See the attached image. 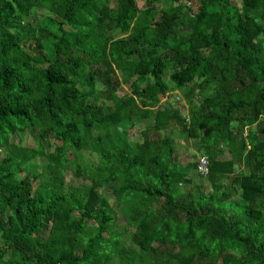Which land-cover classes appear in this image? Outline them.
I'll list each match as a JSON object with an SVG mask.
<instances>
[{"label": "trees", "instance_id": "16d2710c", "mask_svg": "<svg viewBox=\"0 0 264 264\" xmlns=\"http://www.w3.org/2000/svg\"><path fill=\"white\" fill-rule=\"evenodd\" d=\"M262 137L264 0H0V264H264Z\"/></svg>", "mask_w": 264, "mask_h": 264}, {"label": "rangeland", "instance_id": "374dc122", "mask_svg": "<svg viewBox=\"0 0 264 264\" xmlns=\"http://www.w3.org/2000/svg\"><path fill=\"white\" fill-rule=\"evenodd\" d=\"M40 14H43V11L42 12H39V15ZM118 36H121V34L118 32L117 33ZM105 68H101V74L104 76L105 75ZM131 92V89L129 88L128 84H124V88L121 89L120 91V95H127ZM181 95L177 96L178 93L174 92V93H170L168 98H165L162 102V106H169V107H172L174 109H180L182 110L183 112L186 113L187 116H189V111L188 109H186L185 107L187 106V103L185 101V99H183L182 97L185 96V90L181 91ZM176 94V96H175ZM180 98V99H178ZM172 104V105H171ZM154 122V119L152 120H148L146 122L147 125H151L153 124ZM179 128H177L176 132L178 131ZM175 132V130H174ZM164 134L166 133H169L168 131L164 130L163 131ZM137 137H140L139 135H136ZM174 138L176 140H178L176 142V146H177V151L178 153L180 154L181 156V160H184V159H189L187 158L188 155H187V149H191L193 150V152H195V158H197L199 156V154L201 153L199 148H198V142H196L195 140L191 139V138H185L184 136H180L178 133H174ZM25 138V142L23 141L22 144L26 145V144H30L32 145V140H30L29 138V135L24 137ZM264 139V137H262ZM20 139V136L19 134H16L15 136H13L12 140L14 142H18ZM181 140V141H179ZM197 156V157H196ZM71 157L73 158L74 157V154L71 153ZM190 157V156H189ZM192 158V157H191ZM193 158V159H195ZM90 161L94 162V164H96L98 162V158L96 156H93L92 158H90ZM195 179L197 180L198 178L195 177ZM67 182L70 183V184H75L77 186H85L86 185V181L84 179H78L76 177H74V175L70 172L68 175H67ZM110 192L108 191V194ZM118 220L119 222H124V218H121L120 219V216H118Z\"/></svg>", "mask_w": 264, "mask_h": 264}, {"label": "built area", "instance_id": "2783aa9c", "mask_svg": "<svg viewBox=\"0 0 264 264\" xmlns=\"http://www.w3.org/2000/svg\"><path fill=\"white\" fill-rule=\"evenodd\" d=\"M208 159H207V157L206 156H201L200 158H199V171L201 172V174H203V175H206L207 173H208V171H209V169H208Z\"/></svg>", "mask_w": 264, "mask_h": 264}, {"label": "clouds", "instance_id": "9594fccd", "mask_svg": "<svg viewBox=\"0 0 264 264\" xmlns=\"http://www.w3.org/2000/svg\"><path fill=\"white\" fill-rule=\"evenodd\" d=\"M201 156H205V155H201V154H199V156L197 157V162L199 163V158L201 157ZM199 165V164H198ZM208 169H209V171H208V173L206 174V175H209L210 174V167H209V163H208ZM198 170H199V166H198ZM199 172V174L200 175H203V174H201V172L200 171H198ZM206 175H203V176H206ZM86 181V180H85ZM86 182H88V181H86ZM111 199H113V197H111ZM114 200V199H113Z\"/></svg>", "mask_w": 264, "mask_h": 264}]
</instances>
